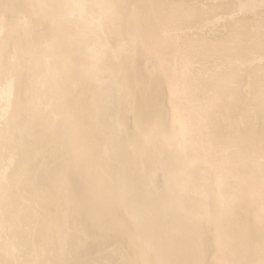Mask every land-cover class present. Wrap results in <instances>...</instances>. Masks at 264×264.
I'll list each match as a JSON object with an SVG mask.
<instances>
[{"label":"bare ground","instance_id":"6f19581e","mask_svg":"<svg viewBox=\"0 0 264 264\" xmlns=\"http://www.w3.org/2000/svg\"><path fill=\"white\" fill-rule=\"evenodd\" d=\"M262 259L264 0H0V261Z\"/></svg>","mask_w":264,"mask_h":264},{"label":"snow or ice","instance_id":"6c2138e0","mask_svg":"<svg viewBox=\"0 0 264 264\" xmlns=\"http://www.w3.org/2000/svg\"><path fill=\"white\" fill-rule=\"evenodd\" d=\"M73 7H80V8H83V10L85 11V12H87V10L89 9V5H75V6H73ZM5 19H7V17H5ZM0 264H5V262H2V261H0ZM260 264H264V259H262L261 261H260Z\"/></svg>","mask_w":264,"mask_h":264}]
</instances>
